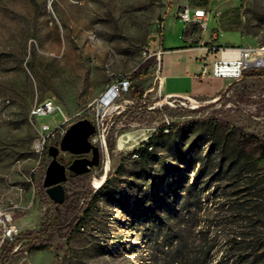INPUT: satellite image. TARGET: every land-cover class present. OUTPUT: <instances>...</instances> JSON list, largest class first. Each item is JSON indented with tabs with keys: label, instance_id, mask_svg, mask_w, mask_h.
Wrapping results in <instances>:
<instances>
[{
	"label": "rangeland",
	"instance_id": "374dc122",
	"mask_svg": "<svg viewBox=\"0 0 264 264\" xmlns=\"http://www.w3.org/2000/svg\"><path fill=\"white\" fill-rule=\"evenodd\" d=\"M181 3L205 7L222 44L264 46V0H0V212L11 215L12 238L46 227L54 207L42 182L48 147L58 146L63 134L56 129L39 158L32 149L38 122L55 126L65 118L66 131L89 119L96 128L90 141L100 152L71 231L32 247L17 243L8 264H164L167 235L173 250L205 248L200 264H216L232 236L254 237L257 261L247 264H264V68L226 79L210 98L195 97L196 108L170 105L158 89L159 58L147 54L159 50L163 24L165 42L179 41ZM169 59L164 55V65ZM122 79H129V90L103 106L105 92ZM46 100L62 115L32 116ZM214 132L247 153L242 179L227 163L219 170ZM153 135L143 161L134 152ZM199 167L200 200L190 197L169 226L167 210L181 205ZM153 212L162 223L150 233ZM11 239L0 226V255Z\"/></svg>",
	"mask_w": 264,
	"mask_h": 264
},
{
	"label": "trees",
	"instance_id": "16d2710c",
	"mask_svg": "<svg viewBox=\"0 0 264 264\" xmlns=\"http://www.w3.org/2000/svg\"><path fill=\"white\" fill-rule=\"evenodd\" d=\"M260 72H256L252 69H247L244 71L243 76H256L259 75ZM92 122V121H91ZM155 135L149 138V141L143 145L142 148L135 150L134 154L138 156L143 161H147L151 156V148L154 141ZM217 139V140H214ZM221 136L218 132H214L213 140L216 141L213 146L215 150L219 152L220 155V165L219 170L223 168L225 163L228 164V170H234V178L237 180L242 179L244 177L242 175V169L248 166L250 160L247 156V153L243 150H239L237 147L228 146L227 142L221 141ZM261 154L264 155V142H260ZM191 152V148H188L186 155H189ZM74 156H71L68 160V165L73 160ZM194 164L202 163V159H194ZM91 167L88 172L78 175L76 177H67L63 186L65 189V199L62 204L55 205L53 207L52 214L50 216L49 222L46 227H41L38 230L30 231L27 233H19L15 235L5 246L3 252L0 255V264H8V259L10 255L16 254L17 251H13L14 246L24 240L29 241V246L32 247L30 243H37L38 241H42L50 236H59L64 237L67 233L71 231V227L77 216H75L74 210L78 203L86 202V196L89 194L87 187L91 181L92 170L95 168ZM203 174L202 168H198L194 180L192 183L188 184L185 189V198L181 202V205L178 206V202L174 203V207L171 210H167L169 226L172 225L173 221L177 219V216L180 215L185 209L189 208L188 199L193 195L197 197L198 201L200 200V196L197 195L196 186L203 183ZM252 182V179L250 180ZM175 184V182H173ZM174 186V185H172ZM171 186V187H172ZM255 186V185H254ZM257 186V185H256ZM106 186L104 184L101 185L100 189H104ZM203 191V190H201ZM177 193V191H176ZM94 202V196L91 198L88 205ZM234 203V202H232ZM179 208V209H178ZM151 217L149 221L151 225L149 227L150 233L154 230V227L160 225L162 221L158 218L157 213H150ZM171 224V225H170ZM173 237L165 236L162 242V247H166V250H163V263L164 264H200L206 255L205 248H201L200 250L194 249H184L181 245L177 247L176 250L172 249V244H168L171 242ZM256 238L250 239L248 236H239L235 235L229 238L226 241V248L220 251V255L218 259L215 260L216 264H247L249 261H257V251L258 246L256 245ZM252 259V260H251Z\"/></svg>",
	"mask_w": 264,
	"mask_h": 264
},
{
	"label": "built area",
	"instance_id": "2783aa9c",
	"mask_svg": "<svg viewBox=\"0 0 264 264\" xmlns=\"http://www.w3.org/2000/svg\"><path fill=\"white\" fill-rule=\"evenodd\" d=\"M175 13L176 20L182 22L185 27L190 24H198L202 30L207 28L209 11L205 7L194 6L190 3H182L177 6ZM211 37L213 40H216L217 34L212 32ZM202 48L205 50H218L220 52V58L214 60L211 63L210 68L206 58L201 60L200 75L202 77L210 74L216 78L239 80L243 77L244 71L247 69L258 67L264 68V46H224L217 48L216 46L211 45L210 48L206 46H202ZM144 54H146V51ZM160 54L161 50L152 54L148 52L147 59L153 55H156L157 58H159ZM129 87V79H122L109 87V89L105 92L106 95L111 89L113 90L109 103L117 96L128 91ZM166 98L171 99L169 102L170 105H174L172 103L179 101L178 103L180 105L186 106V103H188L190 108H196L198 103L194 96L187 94L167 95ZM56 114L62 115V111L52 100H46L31 110V115L35 118H46ZM65 121L66 119L64 118L62 122L55 126H52L44 121L38 122L37 136L32 144V149L39 158L43 155L49 139L54 137L56 129H60L61 134L65 133V129L61 127ZM11 220V215L9 213L0 212V226L2 228V236L4 238H12L14 227L10 223Z\"/></svg>",
	"mask_w": 264,
	"mask_h": 264
},
{
	"label": "crops",
	"instance_id": "0c3cea01",
	"mask_svg": "<svg viewBox=\"0 0 264 264\" xmlns=\"http://www.w3.org/2000/svg\"><path fill=\"white\" fill-rule=\"evenodd\" d=\"M209 15L207 19L209 29L202 30L190 24L184 27L182 34H178L179 41L174 45L165 42L163 24L162 38L157 46V49L161 50V54L155 72L158 89L165 96L187 94L194 97L210 98L226 87V79L216 78L210 74L203 77L200 75L203 58H206L208 64L220 58L218 50H205L202 46L209 48L211 45L217 48L228 46L219 41L221 32L218 34L215 31V24ZM212 32L217 34L216 40L211 37ZM164 55L170 56L167 65L163 63Z\"/></svg>",
	"mask_w": 264,
	"mask_h": 264
},
{
	"label": "water",
	"instance_id": "95a60500",
	"mask_svg": "<svg viewBox=\"0 0 264 264\" xmlns=\"http://www.w3.org/2000/svg\"><path fill=\"white\" fill-rule=\"evenodd\" d=\"M95 125L89 119L83 118L68 126L58 146H49L47 153L50 161L47 165L42 186L50 200L59 205L64 202V182L67 177H76L89 171L100 163L99 148L90 138L95 133ZM60 153L77 156L68 166L60 161ZM91 154L90 157L87 155Z\"/></svg>",
	"mask_w": 264,
	"mask_h": 264
},
{
	"label": "bare ground",
	"instance_id": "6f19581e",
	"mask_svg": "<svg viewBox=\"0 0 264 264\" xmlns=\"http://www.w3.org/2000/svg\"><path fill=\"white\" fill-rule=\"evenodd\" d=\"M112 93H113V90L111 89L106 95H104V97H103V106H104V105H107V104L109 103ZM118 147H119V146H118ZM106 167H109V165L107 166V164H106ZM106 170H107V169H106ZM102 180H103V179H102ZM98 183H99V182H98ZM98 183H97V184H98ZM100 184H101V183H100Z\"/></svg>",
	"mask_w": 264,
	"mask_h": 264
},
{
	"label": "flooded vegetation",
	"instance_id": "af4514ba",
	"mask_svg": "<svg viewBox=\"0 0 264 264\" xmlns=\"http://www.w3.org/2000/svg\"><path fill=\"white\" fill-rule=\"evenodd\" d=\"M71 156H74V158H76V157H77V156H75V155H70V157H71ZM74 158H73V159H74ZM63 163L65 164V166H68V164H67V163H68V161H66V162H63Z\"/></svg>",
	"mask_w": 264,
	"mask_h": 264
}]
</instances>
